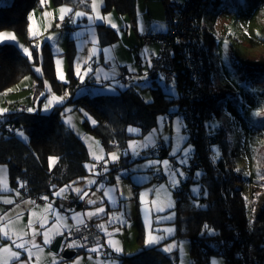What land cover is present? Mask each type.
Instances as JSON below:
<instances>
[{"label": "rangeland", "instance_id": "1", "mask_svg": "<svg viewBox=\"0 0 264 264\" xmlns=\"http://www.w3.org/2000/svg\"><path fill=\"white\" fill-rule=\"evenodd\" d=\"M87 1L80 0V4L71 2L56 4L53 0H45L44 3L39 0L40 4L29 11V32L34 36L33 43L38 47H42L45 40L51 43L55 56L56 76L60 79L57 70L59 68V72L64 74V78L60 79L62 81H69L73 76H77L75 74L77 63L81 65L82 74L88 67L93 69L83 81L77 77L81 84L88 80L90 82L91 79H94L95 83L80 84L77 92L91 90L94 93L96 89L115 92L137 80L134 82L137 90L144 99L151 100L152 86L155 82L166 86L167 81L161 72L157 81L150 73L153 56L160 50L159 41L145 42L143 38L148 32L160 33L168 30L163 1L135 0L136 8L133 15L119 13L114 7L105 10L104 0H95L96 9L93 11L91 7L93 0ZM174 1L180 4L184 0ZM64 6L71 8L72 12L66 13L64 20L61 21L60 8ZM76 12H83L85 15L76 17ZM201 12L203 25L206 24L216 36V41L212 36L211 43L214 46L212 55L215 57L214 81H216L209 83V87L215 91L220 90L219 101L222 109L221 114L215 116L212 122L215 127L224 126L228 130V139L237 152V167L243 175L242 185L249 195L250 186L264 179V77L256 75L244 78L236 71L232 56L236 53L248 59L264 60V0H214L202 6ZM102 22L116 29V36L113 39L109 40L106 37L103 39L99 29V23ZM0 32H6L16 38L0 42L19 43L23 50L24 48L29 50L32 58V47L25 36L9 27L0 29ZM93 48L96 49L95 53L92 52ZM35 69L37 73H42L40 63H35ZM97 75L101 79L97 80ZM124 78H127V83L118 84ZM43 82L42 89L37 90V76L28 72L0 89V113L16 109L15 106L19 104L28 109L48 113L56 104H62L53 101L49 109L44 111V105L53 96L63 97V103L69 99L71 93L53 89L49 77L45 76ZM170 85L169 91L174 96H180L175 84L171 82ZM169 110L171 112H160L156 122L146 131L142 130L140 124H130L128 132L131 135L127 137L125 144L108 147L97 133L85 126L86 118L92 123L95 122L94 115L86 105L81 102L67 103L61 118L86 144L88 158L85 162L88 173L60 184L52 192L53 197H56L54 193L65 186L68 187L61 194L63 197L72 194L78 196L73 191L76 188L89 194L99 192L106 202L102 201L97 208L105 209L107 215L104 220L110 226L119 227V231L107 236V242L111 241L113 250L121 249L119 252L114 250L115 252L132 254L145 247L159 244L163 251L166 247L169 248V251L164 252L174 258L175 262L171 264H195L192 262L194 255L190 238L177 234L175 192L186 181L188 157L193 155L195 144L189 137L188 121L184 113L180 112L179 102H175ZM17 132L22 137H28L26 131ZM133 141L138 145L136 148L138 155H134L129 148ZM161 146L167 151L164 156L159 154ZM112 153H115L118 159L114 160ZM56 160V155H50L49 165L53 167ZM163 161H168V165L165 166ZM172 173H175V176ZM199 173L200 169H197L196 175ZM100 175H103V178L100 187L97 188ZM197 176L195 181L190 182V188L193 194L199 196L202 183L197 180ZM173 179L178 183L173 185ZM89 181L95 183L90 184ZM21 188L18 187L17 190ZM145 192L148 194L141 199ZM46 194L47 201H50L51 193ZM31 198L33 199L32 196ZM96 199L97 194L94 196V200ZM41 203L34 206L38 207ZM86 207L82 206L84 209ZM150 231L154 237L160 238L158 243H146ZM100 253L81 252L78 256L90 254L106 262L101 251ZM112 259H115V264H120V256ZM209 262L227 264V258L222 252H213L210 254Z\"/></svg>", "mask_w": 264, "mask_h": 264}, {"label": "trees", "instance_id": "2", "mask_svg": "<svg viewBox=\"0 0 264 264\" xmlns=\"http://www.w3.org/2000/svg\"><path fill=\"white\" fill-rule=\"evenodd\" d=\"M162 1L169 26L168 30L156 34L172 33L189 3L188 11L192 10L189 13H193L202 44L198 48L201 58L195 59L187 43L177 36L171 37L169 42L173 50L175 77L174 80H167L162 69L156 67L157 58L163 52L162 41L154 38L153 40L159 41L160 50L153 56L150 73L157 81L161 72L167 84L163 86L155 82L152 86L153 98L149 101L137 90L134 83L137 80L134 78L133 83L115 92L107 89H96L94 93L91 90L77 92L81 85L95 83L94 79L84 84L80 83L77 76L69 81L58 79L51 43L45 40L42 47L33 43L34 36L29 32V11L40 4L39 0H5L0 3V29L14 28L25 36L31 44L33 54L32 58L29 57L19 43L0 42V89L32 72L37 76V90L42 89L43 79L47 76L53 89L71 93L67 101L56 104L48 113L41 110L29 112L27 107L20 104L15 106L16 109L0 113V162L8 164L14 184L19 186L21 182L24 183V194L32 196L35 203H41L34 199L39 191H44L45 195L52 193L60 184L88 173L85 162L88 158L86 144L61 118L67 103L85 104L95 120L92 123L86 118L85 126L97 133L106 146L112 147L125 144L127 137L131 135L128 132L130 124H140L142 130L146 131L156 122L160 112H171L170 107L179 102L180 112L184 113L188 121L189 137L195 144V151L188 157L185 183L175 190L177 234L190 238L194 255L192 262L195 264H209L210 254L213 252H222L227 258V264H256L255 258L262 257L264 251V179L253 183L249 195L246 194L242 185L243 175L236 163L237 152L228 139V130L224 126L215 127L212 122L215 116L221 114L222 109L220 90L215 91L209 87V83L216 81L215 57L212 55L214 46L211 45L212 36L215 41L216 36L206 24L203 25L201 7L214 0H184L180 4L174 0ZM53 2L81 3L80 0ZM111 7L119 13L133 15L136 1L104 0L103 8L106 10ZM99 29L103 39L106 37L111 40L116 36V29L105 22L99 23ZM235 54L232 56L233 64L244 78L256 75L264 77V60H252ZM35 63L41 64V74L36 72ZM161 67L164 68L165 64H161ZM199 81H202V86H198ZM122 82L127 83V78L118 84ZM171 82L177 87L180 96H174L169 91ZM197 86L200 87V93L189 92ZM18 130L26 131L28 137L19 135ZM53 154L57 156V160L51 167L48 158ZM159 154H167L165 147L159 148ZM197 169H200L198 176ZM196 176L202 183L199 196L193 194L190 188V182L195 181ZM102 178L103 175H100L96 185H100ZM75 202L81 205V201L76 199ZM85 247L79 250H84ZM79 250L76 252L79 253ZM100 251L104 256H120L122 264L175 262L159 244L132 254H119L105 243L104 238Z\"/></svg>", "mask_w": 264, "mask_h": 264}, {"label": "crops", "instance_id": "3", "mask_svg": "<svg viewBox=\"0 0 264 264\" xmlns=\"http://www.w3.org/2000/svg\"><path fill=\"white\" fill-rule=\"evenodd\" d=\"M5 0H0L2 3ZM5 162H0V177L3 178V183H0V227L7 231L11 239L4 238L0 234V246H11V250L20 253L19 260L13 259L10 253H0V262L7 261L8 264H115V256H103L106 262L98 260L90 254L79 255L81 252H90L92 248L99 247V251H93L95 253H100L101 245L99 243H94L88 245L84 250H79L80 252L71 257L67 258L63 255V251L68 248L66 244V239L69 234L74 230L80 228L86 223H94V225L101 231L105 238V243L113 249L112 244L107 242L108 234L115 233L119 231L118 226H110L106 220H104L107 215L106 212L94 215L91 218L87 216L88 212H95L97 205L101 204L102 201L106 202L99 192L88 193L84 200H81L78 196L72 194L69 197H63V195H57L53 197V192L50 201L44 199V201L35 207L32 203L33 199L31 196L23 193L22 188L18 191L17 188L21 187V184L17 186L11 181L9 166ZM8 174V175H7ZM7 178V179H6ZM24 186V184H22ZM98 188V185H96ZM19 193V194H17ZM97 199L95 204H89L87 201L89 199L94 200V196ZM47 197V194L45 195ZM101 198L103 200H101ZM78 202L81 201V205ZM11 200L13 203H5L4 201ZM51 204L52 209H47V205ZM82 206H87L86 209ZM95 206V207H94ZM58 207V208H57ZM71 209V211H70ZM57 214H59L64 219L57 220ZM79 215V220L82 223H78V220L72 219L74 215ZM7 225V227H4ZM30 225V226H29ZM43 225V226H42ZM67 225L68 227H65ZM103 225V229L99 226ZM48 232L49 242L45 244L43 242L44 237L42 233ZM39 233L35 235V244L39 245V248L43 249L39 251L36 247L31 244H27V247L32 249L33 255L31 259L28 258V253L23 249L17 248L16 244L21 242L31 241L33 239V233ZM25 233H27L25 235ZM13 241L16 244H13ZM101 254V253H100ZM101 262V263H100ZM120 264L121 261H120Z\"/></svg>", "mask_w": 264, "mask_h": 264}, {"label": "built area", "instance_id": "4", "mask_svg": "<svg viewBox=\"0 0 264 264\" xmlns=\"http://www.w3.org/2000/svg\"><path fill=\"white\" fill-rule=\"evenodd\" d=\"M190 4L187 3L185 7V11L181 13V17L179 21L175 24L172 33L170 34H156L148 32L144 35L143 40L145 42H149L154 38H158L162 41V51L161 55L157 58V65L156 67H160L162 69L163 74L165 75L167 80H174L175 77V63L172 59L173 50L171 49L170 38L173 36H177L181 41L188 44L190 48V53L195 59L200 60L201 53L199 51V47H201V42L199 41V36L197 34L195 22L193 20L194 16L190 10L188 11ZM161 64H165V67L162 68ZM200 85L202 86V81H199ZM195 87L194 89L189 90L192 91L194 94L200 93V87ZM188 92V93H189ZM193 93L191 96H193ZM190 94V93H189ZM191 119V118H190ZM24 190V189H23ZM45 197L44 191H39L35 194L34 199L36 202H42ZM79 230H74L71 234L67 236L66 244L67 246L72 244L70 249L77 250L79 248L99 243L102 244L104 242V236L102 235L101 231L93 224V223H86L82 225ZM85 237L87 239H85ZM262 245H264V239L262 241ZM106 248H108L106 246ZM256 264H264V251L262 253V257H256Z\"/></svg>", "mask_w": 264, "mask_h": 264}, {"label": "snow or ice", "instance_id": "5", "mask_svg": "<svg viewBox=\"0 0 264 264\" xmlns=\"http://www.w3.org/2000/svg\"><path fill=\"white\" fill-rule=\"evenodd\" d=\"M44 2H45V0H41V3H44ZM91 7H92V10L95 11V9H96V3H95V0H93V4H92ZM60 12H61L60 20L63 21L64 18H65V14H66V13H71V12H72V9H71V8H68V7H66V6H64V7H61V8H60ZM45 15H47V13H46ZM84 15H85V13H83V12H76V13H75V16H76V17H83ZM100 18L102 19V17H100ZM89 19H91V17H89ZM73 22H75V21H73ZM113 26H115V25H113ZM34 34H35V33H33V35H34ZM6 39H8V40H15L16 38H15L14 35H10V34H8V33H6V32H0V41L6 40ZM49 39H52V37H49ZM24 52H25L29 57L31 56V53L29 52V50H28L27 48H24ZM92 52L95 53V52H96V49L93 48V49H92ZM89 58H90V57H89ZM57 65H59V61H57ZM57 70H58V73H59V77H60V79H63V78H64V74H63L62 72H59V68H58ZM37 71H39V69H37ZM92 71H93V69H92L91 67H88L87 69H85V70L83 71V74H82V72H81V65H80V63H77V65H76V73H75V74H76L78 77H80L81 81H83L84 77L87 76L88 73H90V72H92ZM96 79L99 80V79H101V77H100L99 75H97V76H96ZM104 79H107V77H104ZM63 99H64L63 97L53 96L52 99H51V100H48V102L44 105V111H47V110L49 109V106H51V105L53 104V101H56V103H63ZM28 111L31 112V111H33V109H28ZM257 115H259V113H257ZM129 131H134V130H133V129H129ZM137 146H138V145L136 144L135 141H133V142H131V143L129 144V148L132 149V152H133L134 155H138V154H139V153L137 152V150H136ZM140 146H146V145H140ZM185 155H187V153H185ZM111 156H112V158H113L114 160H115V159H118V157L116 156L115 153H112ZM97 159H99V158H97ZM182 162H183V161H182ZM157 163H159V162H157ZM163 164H164L165 166H167V165H168V161H163ZM105 170H107V169H105ZM0 171H2V170H0ZM172 175L175 176V173H172ZM0 183H3V178H2V177H0ZM74 183H75V182H74ZM89 183H90V184H91V183H95V181H89ZM176 183H178V181H176L175 179H173V185H175ZM21 187H23V185H21ZM67 187H68V186H65V188H61V189L59 190V192L54 193V195H58V196H59V195L63 194V193L65 192V189H66ZM73 191H75V192L77 193V195L80 196V199H84V197L88 195L87 192H84L82 189H79V188L73 189ZM111 191H112V190L110 189L109 192H111ZM81 193H82V194H81ZM17 194H19V193H17ZM147 194H148L147 192L143 193L142 196H141V199H143V196H146ZM106 195H107V194H106ZM157 196H159V191H157ZM109 198L111 199V197H109ZM43 199L47 200L48 198H47V197H44ZM4 202H5V203H13V201H11V200H6V201H4ZM32 203H34V201H33ZM87 203H89V204H95L96 201H95V200H92V199H89V200L87 201ZM47 209H52V205H51V204H48V205H47ZM158 210H162V209H158ZM70 211H71V209H70ZM104 211H105V209H104L103 207H100V208H97L95 212H88V213H87V216H88L89 218H91V217L94 216V215H98V214H100V213H104ZM79 215H83V214L74 215V216L72 217V219H74V220H78V223H82V221L79 220ZM56 218H57L58 221L61 220V219H64V218L61 217L59 214H57V217H56ZM29 226H30V225H29ZM42 226H43V225H42ZM4 227H7V225H5ZM65 227H68V226L65 225ZM99 227H100L101 229H103L104 226H103V225H100ZM205 227H207V225H206ZM77 230H79V229H77ZM0 234H2V236H3L4 238L11 239V237H10L9 234H8V232H7V231H4V228H2V227H0ZM26 234H27V233H25V235H26ZM37 234H39V233H36V232L33 233V239H32L31 241L21 242V243H19V244H16V242L13 241V244H16V247H17V248L23 249L24 251H26V252L28 253V258H29V260L31 259L32 255H33V252H32V249H31L30 247H27V246H26L27 244H31L33 247H36L39 251H42V250H43V249L39 248V245H36V244H35V235H37ZM42 235H43V237H44L43 242H44L45 244H47V243L49 242L48 232L45 231L44 233H42ZM85 239H87V238L85 237ZM159 239H160V238L154 237V236L151 234V231H150L149 234H148V237H147L146 243H147V244L158 243V242H159ZM109 244L111 245V241H109ZM68 246H69V247H72L73 245L70 244V245H68ZM114 250L117 251V252L121 251V249H119V248H115ZM91 251H96V252H98V251H99V247L92 248ZM164 251H169V248L166 247V248L164 249ZM0 253H10L11 257H12L13 259H16V260H19V257H20V253H19V252L12 251V250H11V246H0ZM0 264H8V262H7V261H2V262H0Z\"/></svg>", "mask_w": 264, "mask_h": 264}, {"label": "water", "instance_id": "6", "mask_svg": "<svg viewBox=\"0 0 264 264\" xmlns=\"http://www.w3.org/2000/svg\"><path fill=\"white\" fill-rule=\"evenodd\" d=\"M76 254V250L74 249H70V248H66L64 251H63V255L67 258H71L73 257L74 255Z\"/></svg>", "mask_w": 264, "mask_h": 264}]
</instances>
